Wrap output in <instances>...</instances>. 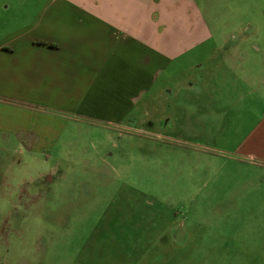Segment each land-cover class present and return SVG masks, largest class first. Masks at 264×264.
I'll return each instance as SVG.
<instances>
[{
  "label": "rangeland",
  "instance_id": "rangeland-1",
  "mask_svg": "<svg viewBox=\"0 0 264 264\" xmlns=\"http://www.w3.org/2000/svg\"><path fill=\"white\" fill-rule=\"evenodd\" d=\"M47 2L0 0V37ZM195 63L97 118L0 92V264L248 261L264 236V148L244 139L259 117L224 89L209 116ZM31 123L41 138H13Z\"/></svg>",
  "mask_w": 264,
  "mask_h": 264
},
{
  "label": "crops",
  "instance_id": "crops-1",
  "mask_svg": "<svg viewBox=\"0 0 264 264\" xmlns=\"http://www.w3.org/2000/svg\"><path fill=\"white\" fill-rule=\"evenodd\" d=\"M183 58L196 60V89L212 92L209 116L220 112L221 89L236 96L238 111L254 107L259 120L244 139L264 148V0H48L35 20L0 37V92L97 118ZM31 124L13 138H41ZM261 241L242 253L245 264H264Z\"/></svg>",
  "mask_w": 264,
  "mask_h": 264
}]
</instances>
